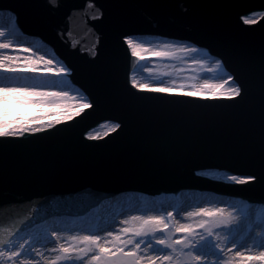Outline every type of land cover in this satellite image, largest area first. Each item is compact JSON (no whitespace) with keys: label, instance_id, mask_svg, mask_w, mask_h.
Wrapping results in <instances>:
<instances>
[{"label":"water","instance_id":"water-1","mask_svg":"<svg viewBox=\"0 0 264 264\" xmlns=\"http://www.w3.org/2000/svg\"><path fill=\"white\" fill-rule=\"evenodd\" d=\"M79 2L68 0V5ZM97 3L104 12L102 23L92 19L91 10L87 16L81 13L68 20L63 14L45 15L44 0H0V6L19 11L23 26L33 27L35 34L53 45L90 102L65 124L0 141L4 145L0 150V234L13 221L19 223L31 215L33 209H39L38 222L45 213L48 217L76 211L95 195H112L124 188L196 187L231 190L254 201L264 199V188L259 185L247 188L186 175L188 170L201 168L236 174L251 170L248 156L259 150L261 134L259 77L264 23L258 21L245 33L236 29L235 20L245 9L264 8V0ZM175 5L188 12L177 14ZM125 34L180 35L193 40L223 58L229 71L246 81L250 95L237 102L226 97L134 89L135 95H129L127 77L134 58L123 44ZM91 50L97 51L96 57L89 55ZM101 120H122L124 130L87 140L85 132ZM107 123L89 132L100 136L109 131ZM143 192L130 190V194ZM115 197L120 196L117 193Z\"/></svg>","mask_w":264,"mask_h":264},{"label":"snow or ice","instance_id":"snow-or-ice-1","mask_svg":"<svg viewBox=\"0 0 264 264\" xmlns=\"http://www.w3.org/2000/svg\"><path fill=\"white\" fill-rule=\"evenodd\" d=\"M174 7L177 14L188 12L182 5ZM89 10L92 19L102 23L104 12L97 0H80L71 7L68 0H44V14L51 17L63 14L64 18L71 20L81 13L87 16ZM7 11L10 23L0 25V73L43 70L46 73L54 71L58 76L70 75L72 69L57 67L52 59L43 55H37L35 59L25 57L21 63L20 56L10 54L24 46L14 43L20 13L15 8ZM258 19L264 23V8L259 11L245 9L236 14L235 27L240 32H249ZM123 44L131 57L137 59L146 52L156 57L185 53L192 64L213 74L215 79V82L204 79L202 83L188 85H166L162 80L148 84L138 80L137 73L133 71L127 77L129 95H135L131 91L133 89L161 94L187 89L183 92L185 96L211 93L213 97L224 96L234 102L244 101L250 95L246 81L228 71L223 58L209 57L201 48L167 41L157 47L128 34L124 35ZM24 51L31 50L24 48ZM89 55L96 57L97 51L91 50ZM144 71L149 76L153 74V70L146 66ZM68 99V92L45 91L4 76L0 79V141L19 139L26 133L36 134L53 127V124L29 126V122L36 118L27 114L9 119L17 110L41 105L62 107ZM259 106V150L248 156L251 170L225 175L224 179L229 184L264 188V37L260 44ZM84 107H89V104L85 103ZM105 126L110 132L119 134L124 130V121L116 120ZM108 134L105 132L106 136ZM100 138L99 134L92 132H88L86 137L87 140ZM3 147L0 144V150ZM139 199L142 206L137 209L136 197H127L129 209L119 220V227L90 225L86 229H67V234L66 226L48 223V213L41 215L39 220L43 223H38L36 214L39 209H33L31 215H26L19 223L13 221L0 234V264H264V199L253 203L238 202L228 207L197 206L190 211L178 209L176 205L165 206L162 201L143 196ZM103 202V196L95 195L84 201L87 206L79 210L87 214L92 204ZM168 207L172 210L169 211ZM181 212L186 222L179 219ZM25 228L29 231L21 235Z\"/></svg>","mask_w":264,"mask_h":264},{"label":"rangeland","instance_id":"rangeland-1","mask_svg":"<svg viewBox=\"0 0 264 264\" xmlns=\"http://www.w3.org/2000/svg\"><path fill=\"white\" fill-rule=\"evenodd\" d=\"M0 25H8L10 22L8 20V12L0 10ZM18 35H20L19 30L17 29ZM32 43L28 41H22L21 38L16 39L14 43L24 44L25 47L20 48L16 50L15 52H12L10 54L18 55L20 56V62H24L25 57H30L31 59H35L37 55H43L46 59H52L53 62L56 64L57 67H65V65L59 61L56 57H54L53 53L50 51V49H47L45 45L43 44L46 51L43 49V53L41 52V49H36L38 47L37 43L41 44V41L33 36H28ZM138 41H144L148 42L153 46H159L161 42L167 41L171 43H175L177 45L179 44H187L191 45L189 43H180L170 40H164L159 38H153L148 36H133ZM27 43H30V46L27 45ZM42 45V44H41ZM24 48H28L31 51H24ZM202 50V49H201ZM202 52H205V50H202ZM211 57V56H209ZM140 63L138 67L134 70L137 73V79L141 82H145L148 84H152L156 82L157 80H162L164 84H176L179 85L181 83L183 84H191V83H202L204 79H208L210 82H215L214 76L211 73H207L203 70H201L197 65H194L191 63V60L188 58V56L185 53L176 52L174 57H156L153 56L151 53H143L141 55ZM211 62H214L211 61ZM144 66L147 68H151L153 70L152 76H149L147 72L144 71ZM167 73V75H165ZM4 76L14 77L18 82L27 83L29 85H33L41 90L50 91V92H68L70 99L63 102L62 107H55L52 105H41V106H29L27 108L19 109L16 111V113L13 116H10L9 119H14L18 116H23L25 114L35 117V120H31L29 122V126H40L44 124H51L53 122H56L57 120H61L66 117H71L74 114L78 112V109L84 105L83 99L79 95V91L77 90L75 93L73 91H70V87H72V84L70 83L69 79L67 78V75L58 76L55 74V72H44L43 70H39L37 72H31V71H18L15 74L12 73H0V79H3ZM59 82V84H58ZM187 89H177L175 92H184ZM219 91V90H217ZM198 96H212L211 93H201ZM205 170L208 171L209 175L207 176L213 179H219L222 181L225 175H230L225 171L222 170H216V169H209L206 168ZM217 177V178H216ZM174 193H177L174 191ZM171 194H169L170 196ZM129 194H125L124 198H127ZM142 196V195H141ZM136 197V203L139 202L138 196ZM215 197V196H214ZM220 197V196H216ZM234 197V196H232ZM151 200L152 197H148ZM169 199H172L171 196L168 197ZM160 199L163 200V197H160ZM179 199V198H178ZM222 199V198H220ZM223 200V199H222ZM237 201V202H236ZM238 202H244L241 200H234V203ZM135 203V205H136ZM232 203V202H231ZM230 203V205H231ZM222 207H226L228 203L223 202ZM232 205H234L232 203ZM129 206L128 202H124L121 209H126ZM85 214H81L76 217H67L65 219H76L78 224H80L79 227L84 226V229L88 228L90 225L93 226L94 222L96 220V215H92L90 217L84 216ZM84 218H87L88 220L84 221ZM27 232V231H26ZM25 232V233H26Z\"/></svg>","mask_w":264,"mask_h":264},{"label":"bare ground","instance_id":"bare-ground-1","mask_svg":"<svg viewBox=\"0 0 264 264\" xmlns=\"http://www.w3.org/2000/svg\"><path fill=\"white\" fill-rule=\"evenodd\" d=\"M18 38H21L22 41H28L30 43H32V40L28 37V36H20L17 34ZM34 38V37H32ZM15 42V41H14ZM30 43H27V45L30 46ZM42 44V45H41ZM37 43L38 47L36 49H41L40 53H43V49L45 45V47L47 49H50V51L53 53L54 57H56L59 61L60 59L58 58V56L56 55L57 53L53 52V50H51V45L49 43H45V41ZM25 47L24 44H21ZM44 51H46V49L44 48ZM67 78L70 80V75H67ZM59 84V82H58ZM72 87H70V91L76 92L77 90L80 92L82 91V89H79V86L77 83H73V80L71 81ZM189 172V173H188ZM192 173V178L195 179H201V180H206L207 176H211L209 175L208 171L205 169H193V170H188L186 175ZM205 175H207L205 177ZM217 178V177H216ZM221 179V178H219ZM225 180V179H223ZM174 190L176 189H170V190H163L164 195L163 200L160 199L159 201H162L165 203V206H169V205H176L177 208H184L185 210H193L195 207L197 206H217V207H222V203L226 202L228 203L226 205V207L231 206L232 203H234L235 198L234 197H229L227 195H222L221 192L219 191H213V190H207V189H202V188H196V187H187V188H178L179 191H177V193H174ZM129 194V196H138L141 197V195L143 197H149L150 195L152 196L153 200H158L157 198H160V196L155 193V191L152 192H143V193H135V194H130V190H126V191H121L119 192V196L120 197H115V198H104V202L103 203H99L97 205H92L90 208H88L87 210V214H85L82 211L79 212H70V213H74V214H59V215H53L49 218H47L48 223L49 224H53V225H57L60 227H64L66 226L65 229V234H67V229H73L74 227H79L80 224H78L76 219H65L67 217H72V216H77L80 215L82 213L85 214L84 216H92V215H96V220L94 222L93 226L99 225V226H106V225H113L114 228L119 227V220L123 218V214L128 212L129 206L126 209H121V207L123 206L124 202H128L127 198H124L125 194ZM155 194V197H153ZM157 194V195H156ZM169 194H171V198L169 199L168 197ZM221 194V195H220ZM215 196V197H214ZM216 196H220V197H216ZM179 198V199H178ZM222 198V199H220ZM150 199V198H149ZM232 202V203H231ZM237 202V201H236ZM136 203V201H135ZM231 203V205H230ZM237 204V203H236ZM142 206V202L139 199V202L136 203L135 207L137 209H139ZM168 210L171 211L172 208L168 207ZM134 214H138V213H134ZM179 219L182 222H186L184 219V214L183 212L180 213V217ZM88 220L87 218H84V221ZM39 223H43L42 221H38ZM33 228L35 227L34 225L32 226ZM81 228H84V226H81ZM28 232L29 229L25 228L23 230V232L21 233V235H24L25 232ZM25 238H27L25 236ZM250 243V241H249Z\"/></svg>","mask_w":264,"mask_h":264}]
</instances>
